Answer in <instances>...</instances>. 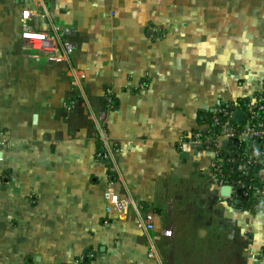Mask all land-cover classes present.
<instances>
[{
    "label": "crops",
    "instance_id": "0c3cea01",
    "mask_svg": "<svg viewBox=\"0 0 264 264\" xmlns=\"http://www.w3.org/2000/svg\"><path fill=\"white\" fill-rule=\"evenodd\" d=\"M38 1L76 71L21 46L33 0H0V264H264V211L221 195L188 137L264 91V0ZM108 190L141 214L107 212Z\"/></svg>",
    "mask_w": 264,
    "mask_h": 264
},
{
    "label": "built area",
    "instance_id": "2783aa9c",
    "mask_svg": "<svg viewBox=\"0 0 264 264\" xmlns=\"http://www.w3.org/2000/svg\"><path fill=\"white\" fill-rule=\"evenodd\" d=\"M33 2L39 12L31 9L23 11L21 46L36 59L67 61L73 71H76L73 66L75 44L70 38V29L55 22H51L50 28L46 30L34 28L32 24L34 15H42L49 19L50 15L42 1ZM73 83L78 85L76 77ZM107 103L108 107H112L110 95ZM238 110L244 111V117L240 121L234 118ZM97 131L104 149L103 158L114 159L108 135L101 122L98 123ZM0 137L2 139L7 137L1 126ZM188 137L200 147L213 152L212 173L219 188L224 185L230 186V195L225 198L231 204L239 199L246 209L253 212L264 211V184L263 181H256L254 178L257 171L264 167V91L246 98L242 103L217 104L210 114L209 121L190 132ZM105 199L109 213L133 211L137 215L141 214L140 205L129 194L120 195L108 190L105 192ZM139 221L145 230L154 229L153 224H146L142 219ZM153 254L151 253V256Z\"/></svg>",
    "mask_w": 264,
    "mask_h": 264
},
{
    "label": "water",
    "instance_id": "95a60500",
    "mask_svg": "<svg viewBox=\"0 0 264 264\" xmlns=\"http://www.w3.org/2000/svg\"><path fill=\"white\" fill-rule=\"evenodd\" d=\"M243 117H244V111L243 110L236 111V113L234 115L235 120L240 121V120L243 119ZM226 145H227V142L224 143V147ZM230 191H231V188L228 185H224V186L221 187V195H223L224 197L229 196L230 195ZM237 201L240 202L239 199ZM202 234H204V233L202 232Z\"/></svg>",
    "mask_w": 264,
    "mask_h": 264
},
{
    "label": "trees",
    "instance_id": "16d2710c",
    "mask_svg": "<svg viewBox=\"0 0 264 264\" xmlns=\"http://www.w3.org/2000/svg\"><path fill=\"white\" fill-rule=\"evenodd\" d=\"M239 102H243V100H240ZM209 118H210V115L207 117V121L206 122H208L209 121ZM259 170L257 171V173H256V175H255V180L256 181H263L260 177H259ZM237 174V173H236ZM263 184H264V181H263ZM82 264H89V263H87V262H83Z\"/></svg>",
    "mask_w": 264,
    "mask_h": 264
},
{
    "label": "rangeland",
    "instance_id": "374dc122",
    "mask_svg": "<svg viewBox=\"0 0 264 264\" xmlns=\"http://www.w3.org/2000/svg\"><path fill=\"white\" fill-rule=\"evenodd\" d=\"M233 232H235V230H233ZM235 233H236V232H235ZM235 233H234V235H236Z\"/></svg>",
    "mask_w": 264,
    "mask_h": 264
}]
</instances>
